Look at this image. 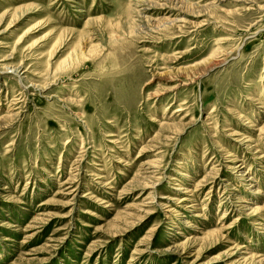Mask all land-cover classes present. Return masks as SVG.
Masks as SVG:
<instances>
[{
    "label": "rangeland",
    "instance_id": "rangeland-1",
    "mask_svg": "<svg viewBox=\"0 0 264 264\" xmlns=\"http://www.w3.org/2000/svg\"><path fill=\"white\" fill-rule=\"evenodd\" d=\"M0 264H264V0H0Z\"/></svg>",
    "mask_w": 264,
    "mask_h": 264
}]
</instances>
